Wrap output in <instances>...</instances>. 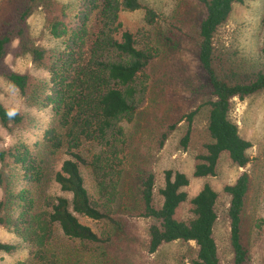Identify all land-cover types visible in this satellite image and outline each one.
Wrapping results in <instances>:
<instances>
[{"label": "trees", "instance_id": "obj_1", "mask_svg": "<svg viewBox=\"0 0 264 264\" xmlns=\"http://www.w3.org/2000/svg\"><path fill=\"white\" fill-rule=\"evenodd\" d=\"M194 1L200 7V17L190 41L214 99L207 104L206 129L211 141L205 145L206 152L195 157L193 175L209 177L215 175L223 153L240 168L249 163L247 152L251 144L240 135L229 113L235 97L244 99L264 90V74L258 72L251 80H241L233 54L216 41V35L227 23L233 6L249 0ZM37 7L43 8L50 33L63 39V49L57 55L56 51L34 46L29 39L28 19ZM140 8L146 11V20L153 22L154 11L138 0H79L74 14H71L74 8L71 9L70 5L49 0H0V77L15 86L22 95L31 85L28 74L12 71L3 64L14 41L27 49L33 62L48 69L51 86L45 96V105L52 106L54 124L46 130L43 141L47 151L65 150L68 156L52 177L71 197L57 196L44 214H32L29 227L33 231L30 241L34 257L28 264H56L61 260L70 263L71 250H68L66 241L101 244L109 249L114 247L116 238L110 233L99 234L89 224L81 222L80 217L90 222L107 221L119 233L124 228L120 218L112 216L108 209L100 210L91 199L82 171L91 170L97 178L103 179L97 183L100 192L112 197L115 195L126 150L121 123L130 121L143 106L145 75L153 59L151 54L136 46L132 33L121 29L118 14L121 10ZM194 115L193 111L186 117L187 131L181 140L183 147L189 140ZM24 121L22 114L0 102L1 125L19 126ZM174 127L172 125L170 129ZM166 137L167 134L162 136L160 145ZM85 142L98 147V152L91 158L81 153L80 147ZM14 152L17 151L10 148L0 150V163L6 166L14 157V163L25 165L19 151L18 158ZM44 167L38 163V168L43 170ZM6 179L4 172H0V187L6 186ZM188 184L185 174L165 171L164 185L159 190L162 202L157 206L154 174L147 172L141 175L140 216L149 220L147 251L155 253L162 245L174 241H191L196 251L190 264H221L213 235L218 217L217 193L209 184H204L188 200L184 190ZM249 189L250 176L246 171L234 183L224 187L229 196L226 217L233 256L231 264H249L248 250L242 239V216ZM185 202L191 206V217L182 221L176 218V211ZM4 208V201H0V226L9 223L3 213ZM55 227L62 234L60 241L58 234L54 233ZM15 249L13 244L0 242L1 252L11 253Z\"/></svg>", "mask_w": 264, "mask_h": 264}, {"label": "rangeland", "instance_id": "obj_2", "mask_svg": "<svg viewBox=\"0 0 264 264\" xmlns=\"http://www.w3.org/2000/svg\"><path fill=\"white\" fill-rule=\"evenodd\" d=\"M49 1L70 5L74 8L71 14L76 13L79 3V0ZM138 1L154 11V21H147L146 11L140 8L121 10L118 22L122 30L132 33L136 46L151 54L153 59L145 75V102L130 121L121 123L126 150L115 195L100 192L97 183L103 179L97 178L91 170L82 171L91 199L100 210L108 209L112 216L120 218L124 228L119 233L107 221L90 222L80 217L81 222L89 224L99 234L110 233L116 243L109 249L101 244L63 238L71 250L72 261L68 264H190L196 251L191 241H174L162 245L155 253L147 251L149 220L140 216L139 179L143 173L154 174V199L160 206L159 190L164 185V172L168 170L187 176L189 184L184 190L188 200L204 184H209L217 193L218 217L213 235L221 264H231L233 257L226 217L229 196L224 187L234 183L246 171L250 176V189L242 216V239L248 250L249 264H264V90L244 99L235 97L229 113L240 135L251 144L247 152L249 163L240 168L223 153L214 176L195 177V157L204 154L205 145L211 141L206 129L207 104L214 99L190 41L200 17V7L194 0ZM28 27L29 39L34 46L56 51L55 55L63 49V39L50 33L42 7H37L30 15ZM216 41L233 54L241 80H251L258 72L264 74V0L235 4L227 23L218 31ZM3 64L7 69L28 74L31 85L22 95L0 77V102L25 118L19 126L5 127L0 123V150L19 151L26 162L25 165L14 163L12 157L6 166L0 163V172L3 171L7 178L6 186L0 187V201L5 203L3 213L9 220L6 226H0V242L16 246L11 253L0 251V264H28L34 257L30 241L33 231L29 227L32 214H44L57 196L71 197L52 177L68 156L65 150L50 152L45 149V132L54 124L52 106L45 105V96L51 86L48 69L33 62L30 53L18 41L10 45ZM193 111L189 140L183 147L181 140L187 131L186 117ZM172 125L175 127L170 129ZM164 134L167 137L160 145ZM80 148L87 158L98 152V147L90 142L83 143ZM17 152H14L16 158ZM38 163L46 167L41 170ZM190 208L189 202L183 203L176 211V218L188 220ZM54 233L58 234L59 240L62 234L57 227ZM56 264L67 263L61 260Z\"/></svg>", "mask_w": 264, "mask_h": 264}]
</instances>
